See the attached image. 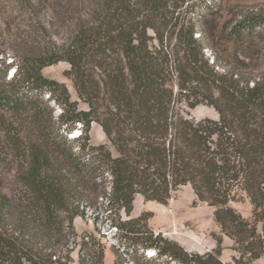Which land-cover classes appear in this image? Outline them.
<instances>
[{"label": "trees", "instance_id": "1", "mask_svg": "<svg viewBox=\"0 0 264 264\" xmlns=\"http://www.w3.org/2000/svg\"><path fill=\"white\" fill-rule=\"evenodd\" d=\"M84 1L96 7L69 41L49 39L30 51L17 41L15 75L0 77V112L11 113V119L0 114V132L27 159L16 175L22 193H0V264L73 263L66 248L77 236L73 221L86 216L79 207L85 193L95 194L90 162L103 172L102 189L110 177L111 194L105 188L99 195L107 219L121 210L130 215L136 195L166 204L185 185L193 189L194 203L214 208L220 233L213 235L215 249L203 255L160 234L143 236L135 227L147 212L107 220L118 245L133 255L151 264H224L226 236L238 253L236 264L264 257V70L220 71L214 59L210 63L203 38L195 34L197 17L215 8L213 0H191L184 10L188 0H52L53 10L67 15ZM257 28L264 33L262 10L243 15L229 34L242 43ZM62 61L69 63L64 74L89 110L77 108L65 83L43 74L44 67ZM45 92L50 99L43 100ZM52 100L62 109L56 120L48 111ZM201 104L214 107L218 117L189 114ZM92 121L117 155L106 143H91ZM77 122L81 133L68 139ZM245 200L251 218L233 206ZM94 244L83 241L77 264H104L105 246L95 250ZM110 247L124 262L118 248ZM147 250H156L155 256L146 257Z\"/></svg>", "mask_w": 264, "mask_h": 264}, {"label": "rangeland", "instance_id": "2", "mask_svg": "<svg viewBox=\"0 0 264 264\" xmlns=\"http://www.w3.org/2000/svg\"><path fill=\"white\" fill-rule=\"evenodd\" d=\"M213 1L215 8L210 13L201 11L197 17L195 37L203 38L205 56L210 63L214 59L220 71L224 69H235L244 73L263 71V30L257 28L256 33L246 37L242 43L236 42L229 33L243 15L264 11V0ZM189 3L191 4L192 1L188 0L182 9L184 10ZM72 6L67 15L58 16L57 12L53 10L52 0H0V41L2 43L0 46V77L4 72L7 73L8 77L10 69L17 66L18 54L15 49L17 41L22 42L21 40H24L29 51L39 49L49 39L57 44L65 43L77 32L78 23L81 20H88L92 9L96 7L88 1H84L82 4L75 2ZM11 61H13L12 64H10ZM69 67V63L62 61L44 67L42 72L48 78L65 83L71 99L78 102L77 108L79 110H89L88 105L78 97L72 81L64 74ZM44 94L42 95L43 100H45ZM55 106L50 104L48 111H52L56 120ZM188 111L196 119L218 117L215 108L205 104L198 105ZM0 114H5L7 118H10L11 113L1 111ZM15 123L20 122L16 120ZM56 127L57 124H54V128ZM90 127L89 135L92 144L106 143L110 145L97 121H92ZM66 137L69 139V135ZM0 138V193H5L9 197H18L24 189L17 182L16 175L22 167L26 166L27 159L16 154L15 148L5 141L1 132ZM70 141L75 151L78 152V143L73 140ZM111 150L114 155H117L114 147L111 146ZM90 166L95 170L94 176L96 178L90 191L95 194L87 195V192L85 193L86 195L82 197L84 199L79 203V207L81 210H85L86 216H78L73 221L77 236L72 237L66 246L68 250H71L70 256L74 260L72 264H77L78 250L80 247L83 248V241L90 240L95 243V250L99 248L100 244L105 246L104 264H151L150 259L143 258L140 253L126 259L122 256L127 263L122 262L116 251L110 247L114 244L111 239L113 229L109 228L107 220H129L136 215L139 216L142 212H147L148 218L146 221H141L135 229L140 228L143 231V236H148L147 234L150 235V233L153 236L160 234L164 238L177 242L188 252L201 255L215 249L217 243L213 235L219 234L220 228L214 221V208L206 202L197 201L194 203L196 196L190 185L181 186L166 204L145 201L141 195H136L134 209L130 215L121 210L118 216L112 215L107 219L105 216L106 203L99 195L109 185L110 177L107 178L106 186L102 189L100 184L104 181V175L100 171L98 162H90ZM233 206L243 216L252 217V205L249 200L234 202ZM113 210L115 209L113 208ZM9 221L13 225L12 219ZM232 246L233 241L223 236V250L220 259L224 264H236L234 258L238 256V253ZM170 264L181 263L171 261ZM252 264H264V257L255 260Z\"/></svg>", "mask_w": 264, "mask_h": 264}, {"label": "built area", "instance_id": "3", "mask_svg": "<svg viewBox=\"0 0 264 264\" xmlns=\"http://www.w3.org/2000/svg\"><path fill=\"white\" fill-rule=\"evenodd\" d=\"M12 63H13V61L10 62V64H12ZM15 72H16V67L10 69V73H9L8 77L9 78L13 77L15 75ZM44 96H45V100L50 99V94L49 93H45ZM50 104L52 106L56 105L54 100H52L50 102ZM55 107H56L55 117L57 118L61 114L62 109L58 105H56ZM81 130H82V123L77 122L74 130L69 134V138H74L75 136H78L81 133ZM111 191H112V186H111V184H109L107 186L108 195L111 194ZM108 225H109V228L113 229V231H112L113 235H112L111 239L113 240L114 244H112V245H114V246H116V248H118L119 253L123 257H125V259L129 258V256H133V249H127L125 247H121L120 245H118V243L114 239L116 228L113 227V226H110V224H108ZM145 254H146L147 257H153V256H155L156 251L155 250H147V251H145ZM125 263H127L126 260H125Z\"/></svg>", "mask_w": 264, "mask_h": 264}, {"label": "crops", "instance_id": "4", "mask_svg": "<svg viewBox=\"0 0 264 264\" xmlns=\"http://www.w3.org/2000/svg\"><path fill=\"white\" fill-rule=\"evenodd\" d=\"M137 216V215H136Z\"/></svg>", "mask_w": 264, "mask_h": 264}]
</instances>
